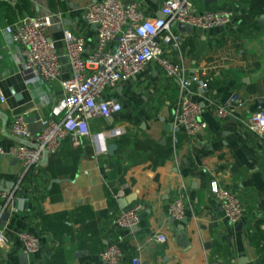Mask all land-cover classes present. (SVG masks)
I'll list each match as a JSON object with an SVG mask.
<instances>
[{
  "label": "crops",
  "instance_id": "0c3cea01",
  "mask_svg": "<svg viewBox=\"0 0 264 264\" xmlns=\"http://www.w3.org/2000/svg\"><path fill=\"white\" fill-rule=\"evenodd\" d=\"M90 1L0 0V90L5 98L0 108L8 116L5 129L0 121V148L6 152L0 153V188L20 183L17 212L6 221L0 211L12 240L11 248L0 250V263L23 264L16 234L29 231L40 239L39 250L28 257L31 263L103 264L100 253L116 243L124 252L120 264H133V259L141 264H240L241 257L247 258L244 264H264V135L241 122L264 110V12L251 13L248 0H193L198 11L233 10L231 26L194 27L180 40L179 50L167 47L170 57L185 62L187 79L197 77L205 89L194 81L185 89L149 65L110 93L123 110L113 123L91 120L93 138H84L80 147L66 139L56 155L43 157L25 176L20 162L8 154L20 144L10 132L14 116L24 114L34 133L45 120L63 117L62 81L72 76L63 30L85 38L84 57L94 50L95 27L84 18ZM132 1L145 16L161 17L164 0H125ZM261 6L264 10V0ZM46 15H52L48 32L61 62L60 76L52 82L22 70L23 47L5 31L25 17ZM232 93L242 105L229 120H221L216 105ZM185 97L204 109L208 128L198 139L173 127V113ZM115 127H123L124 134L108 136L106 131ZM111 144L117 146L112 154ZM213 181L241 199L245 213L240 223L224 217L210 190ZM120 191L121 198L136 195L130 205H144L136 228L114 225L123 209L115 196ZM185 193V217L172 221L169 206ZM160 234L166 243L156 241Z\"/></svg>",
  "mask_w": 264,
  "mask_h": 264
},
{
  "label": "built area",
  "instance_id": "2783aa9c",
  "mask_svg": "<svg viewBox=\"0 0 264 264\" xmlns=\"http://www.w3.org/2000/svg\"><path fill=\"white\" fill-rule=\"evenodd\" d=\"M161 12L165 17H147L135 1L93 0L84 7L85 21L95 27V48L84 57L85 38L69 28L63 30V43L68 56L72 76L62 81L66 96L63 100V117L59 120H45L39 132H32L24 114L13 117L10 132L25 140L26 144H17L8 154L22 165L24 176L41 164L44 153L56 155L63 142L70 139L72 146L80 147L84 138H93L90 122L94 119L115 117L123 110L120 100L112 96L122 83L127 82L155 66L167 78L177 79L183 88L188 89L192 82L200 89L206 83L194 77L187 79V67L183 59L170 57L166 50L172 47L180 49V34L177 24L184 23L193 28L210 29L229 27L235 16L233 10L198 11L193 0H164ZM175 23L176 26L172 24ZM53 24L52 15L43 17H25L5 31L12 40L19 42L21 65L25 73H37L43 81L52 82L60 76V55L54 41L49 37V28ZM114 46L110 49V43ZM5 98L0 90V103ZM242 105L238 94L232 93L223 102L216 105L215 114L221 120H229L233 111ZM249 131L264 133V110L252 113L241 121ZM174 130L183 131L189 138L198 139L207 132L208 124L204 119V109L197 101L185 97L180 107L173 113ZM125 132L123 127L106 131L108 136L118 137ZM174 144L177 140L174 137ZM0 153L6 152L0 148ZM20 183L0 188L1 214L17 212L14 205ZM210 190L222 206L224 217L230 224L241 222L245 207L241 199L232 191L224 188L218 181L210 183ZM117 198L124 196L120 191ZM187 194L180 195L169 206L171 218L182 221L188 205ZM144 210L141 203L121 209L113 218L119 228L133 229L140 224V214ZM16 238L22 245L23 253L28 257L40 248V239L29 231H19ZM159 243H166L164 234L154 237ZM12 240L7 228L0 219V250L11 248ZM124 252L119 244H111L100 253L103 264H120ZM133 264H141L133 259ZM1 264V263H0ZM28 264L31 263L28 260Z\"/></svg>",
  "mask_w": 264,
  "mask_h": 264
},
{
  "label": "water",
  "instance_id": "95a60500",
  "mask_svg": "<svg viewBox=\"0 0 264 264\" xmlns=\"http://www.w3.org/2000/svg\"><path fill=\"white\" fill-rule=\"evenodd\" d=\"M161 17H165V15L162 13ZM172 25H173V26H176L175 23H173ZM177 29H178L179 32H181V36H180L181 39H183V38L185 37V34H192V33H193V27L190 26V25H186V24H184V23H179V24H177ZM7 120H8V116H7V114L4 113V112L1 110V108H0V121L2 122V127H3V129H5V127H6ZM107 120H108L109 122L113 123L114 117H109V118H107ZM263 135H264V133H263ZM17 140L19 141V143H22V144H26V143H27L25 140H21V139H19V138H18ZM116 148H117V146H116L115 144H111V145H109L108 152H109L110 154H112L113 151H114ZM45 158H47V153H46V152L44 153V159H45ZM136 199H137V197H136L135 194L129 195V196L125 197V198H121V199L118 200V202H119V206H120L121 208H125V207H127L128 205H130V204H132L133 202H135ZM9 218H10V213H9V212H5V213L3 214V219L7 221ZM171 220H172V221H175L174 218H171ZM135 228H136V227H135ZM180 228H183V226L180 225ZM238 229H240V226L238 227ZM20 259H21V263H23V264H28V255H27V254H25V253L21 254ZM246 262H247V258L241 257V258L239 259V263H240V264H244V263H246Z\"/></svg>",
  "mask_w": 264,
  "mask_h": 264
},
{
  "label": "trees",
  "instance_id": "16d2710c",
  "mask_svg": "<svg viewBox=\"0 0 264 264\" xmlns=\"http://www.w3.org/2000/svg\"><path fill=\"white\" fill-rule=\"evenodd\" d=\"M250 2V11L253 14H260L263 13L264 10L262 9V2L263 0H248Z\"/></svg>",
  "mask_w": 264,
  "mask_h": 264
}]
</instances>
